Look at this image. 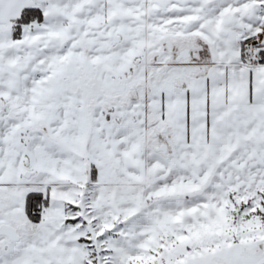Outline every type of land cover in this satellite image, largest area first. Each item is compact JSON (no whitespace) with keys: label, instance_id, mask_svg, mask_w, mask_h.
<instances>
[{"label":"snow or ice","instance_id":"snow-or-ice-1","mask_svg":"<svg viewBox=\"0 0 264 264\" xmlns=\"http://www.w3.org/2000/svg\"><path fill=\"white\" fill-rule=\"evenodd\" d=\"M0 264H264V0H0Z\"/></svg>","mask_w":264,"mask_h":264}]
</instances>
